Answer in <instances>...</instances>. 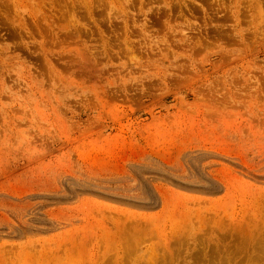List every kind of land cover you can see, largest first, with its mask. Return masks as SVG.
Returning a JSON list of instances; mask_svg holds the SVG:
<instances>
[{"label": "rangeland", "instance_id": "obj_1", "mask_svg": "<svg viewBox=\"0 0 264 264\" xmlns=\"http://www.w3.org/2000/svg\"><path fill=\"white\" fill-rule=\"evenodd\" d=\"M0 264H264V0H0Z\"/></svg>", "mask_w": 264, "mask_h": 264}]
</instances>
